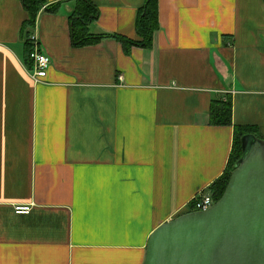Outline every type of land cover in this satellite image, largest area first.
I'll use <instances>...</instances> for the list:
<instances>
[{
    "label": "crops",
    "instance_id": "obj_1",
    "mask_svg": "<svg viewBox=\"0 0 264 264\" xmlns=\"http://www.w3.org/2000/svg\"><path fill=\"white\" fill-rule=\"evenodd\" d=\"M91 1V34L137 38L145 0ZM75 8L39 14L52 65L37 83L27 14L0 0V264H144L153 232L227 169L234 127L210 125L212 103L229 98L233 125L264 139L262 0H159L153 46L129 54L75 48Z\"/></svg>",
    "mask_w": 264,
    "mask_h": 264
},
{
    "label": "water",
    "instance_id": "obj_2",
    "mask_svg": "<svg viewBox=\"0 0 264 264\" xmlns=\"http://www.w3.org/2000/svg\"><path fill=\"white\" fill-rule=\"evenodd\" d=\"M242 148L223 197L157 228L144 264H264V140Z\"/></svg>",
    "mask_w": 264,
    "mask_h": 264
},
{
    "label": "trees",
    "instance_id": "obj_3",
    "mask_svg": "<svg viewBox=\"0 0 264 264\" xmlns=\"http://www.w3.org/2000/svg\"><path fill=\"white\" fill-rule=\"evenodd\" d=\"M27 14L26 20L20 29V37L24 42V59L27 68L33 71L31 55L34 44L31 42V35L36 28L37 19L41 12L57 15L61 6L66 1H76V8L70 16L71 41L75 48H87L99 45L106 40H114L121 44L126 54H129L134 47L149 49L153 46L154 35L160 30L159 24V0H145V5L139 10L136 20V39H130L121 35H94L90 33L89 27L99 20L100 10L91 0H64L56 4H49L47 0H20ZM264 2V0H262ZM210 125L212 126H233L234 139L232 152L228 166L221 178L211 187L215 202H218L224 195L229 184L231 174L243 155L242 140L248 135L264 140L257 127L233 125L232 101L228 98L225 101L213 102L210 111ZM195 211L191 204L186 214Z\"/></svg>",
    "mask_w": 264,
    "mask_h": 264
},
{
    "label": "built area",
    "instance_id": "obj_4",
    "mask_svg": "<svg viewBox=\"0 0 264 264\" xmlns=\"http://www.w3.org/2000/svg\"><path fill=\"white\" fill-rule=\"evenodd\" d=\"M31 42L34 44V50L31 55L34 68L30 74L37 83H40L47 78L48 71L52 65V59L41 50L39 40L36 37L32 36ZM192 204L194 206V212H206L211 209L216 202L214 200L213 193L208 191L199 193L193 199ZM16 213L20 215H28L30 213V208L27 206L17 207Z\"/></svg>",
    "mask_w": 264,
    "mask_h": 264
},
{
    "label": "rangeland",
    "instance_id": "obj_5",
    "mask_svg": "<svg viewBox=\"0 0 264 264\" xmlns=\"http://www.w3.org/2000/svg\"><path fill=\"white\" fill-rule=\"evenodd\" d=\"M192 201H193V200H192ZM191 204H192V202H191ZM192 205H193V204H192ZM188 210H189V208H188ZM188 210H187V211H188ZM193 212H194V211H193ZM191 213H192V212H191Z\"/></svg>",
    "mask_w": 264,
    "mask_h": 264
}]
</instances>
